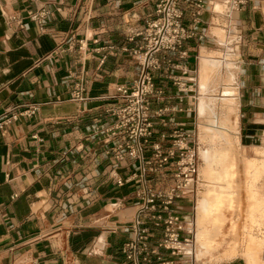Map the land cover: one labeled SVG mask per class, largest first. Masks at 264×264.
Segmentation results:
<instances>
[{
  "label": "crops",
  "instance_id": "crops-1",
  "mask_svg": "<svg viewBox=\"0 0 264 264\" xmlns=\"http://www.w3.org/2000/svg\"><path fill=\"white\" fill-rule=\"evenodd\" d=\"M157 1L0 0V264L124 261L121 247L132 237L130 225L138 204L137 183L130 177L138 163L128 155L116 159L111 148L117 139L107 140L94 129L114 121L109 109L118 99L110 96L117 85L138 75L132 50L143 40L136 33L153 16ZM222 1L208 0L193 24L189 0H182L184 24L203 37L186 41V58L172 56L179 67L154 71L155 83L163 90V100L153 99L151 105L156 140L161 132L189 121L184 114L191 110L189 100L199 99V88L203 96H217L218 77L203 91L200 66L218 51L229 54L230 48L236 57L240 137L252 141L264 134V0H246L229 20L214 12L222 11ZM42 9V19L30 18ZM237 33L240 44L230 46L228 41ZM212 41L219 47L210 48ZM174 78L187 81L180 82L185 92L172 87ZM79 83L83 99L72 95ZM209 88L214 91L207 92ZM179 94L184 96L182 103L177 101ZM159 108L167 109L166 126L154 114ZM197 110L196 104L198 115ZM152 182L167 188L168 174L162 172ZM186 204L176 199L170 211L185 231L195 225L196 240L197 203L194 222H189ZM236 225L240 230L237 218ZM185 231L182 237L188 236ZM233 233L223 253H215L218 248L198 256L196 251L198 260L222 262L229 254L236 256L240 237ZM244 254L242 249L246 264Z\"/></svg>",
  "mask_w": 264,
  "mask_h": 264
},
{
  "label": "built area",
  "instance_id": "built-area-1",
  "mask_svg": "<svg viewBox=\"0 0 264 264\" xmlns=\"http://www.w3.org/2000/svg\"><path fill=\"white\" fill-rule=\"evenodd\" d=\"M207 1L189 0L193 24L199 22ZM245 1L225 0L221 13L229 20L232 12ZM45 14L46 11L42 9L30 18L37 21ZM184 16L182 0L156 2L153 16L136 33L143 40V44L132 50L138 75L125 84L117 85L116 94L110 96L118 99L109 109L114 121L102 129H94L96 133L104 134L107 140L117 139L111 148L116 159L121 160L124 155H128L138 163L137 172L130 177L137 183L134 197L138 204L130 225L132 237L121 247L124 256L122 264L152 261L157 264H195L191 229L185 231L178 215L170 211L176 199L190 201L196 195L198 163L195 149L188 139L190 132L184 123H178L171 132H161L159 140L154 139L151 108L153 99L163 100V90L155 83L154 71L163 67H179L172 56L186 58V41L203 37L184 24ZM225 28L229 33L231 26L227 24ZM237 34L236 44L239 45L241 35ZM173 80L178 92H185L181 80ZM82 91V84H77L72 92L73 98L83 99ZM183 100L184 96L179 94L177 101L182 103ZM166 111L165 108H159L154 113L161 118L160 124L163 126H166ZM162 172L168 174L167 188H158L152 182ZM183 231L188 236L182 237Z\"/></svg>",
  "mask_w": 264,
  "mask_h": 264
},
{
  "label": "bare ground",
  "instance_id": "bare-ground-1",
  "mask_svg": "<svg viewBox=\"0 0 264 264\" xmlns=\"http://www.w3.org/2000/svg\"><path fill=\"white\" fill-rule=\"evenodd\" d=\"M222 4L224 9V2ZM223 9L214 12L221 13ZM220 36L224 37L222 34ZM237 42L238 37L228 41L230 46L238 45ZM229 52L232 53L233 48H230ZM221 56V53H216L202 61L200 66L202 86L208 87L215 73L222 68ZM206 86L202 88L205 89ZM221 101H224L228 110L225 115L216 113L212 109L210 100L205 101L201 98L199 102V115L203 116L209 126L202 125L199 129L201 131L199 141L204 143V147L200 149L202 165L199 177L203 187L197 199L196 251L198 256H206L211 251L221 248L224 238L231 232H237L235 231L237 228L236 218L239 221L242 215L239 213L236 217L235 213L242 211L240 209L243 205L245 213V223H243L245 231L243 232L246 235L244 256L247 264H264V260L261 258L264 251V235L255 233L256 229L263 226L264 221V194L259 195L260 180L264 177V148L256 149V153L260 155L259 158L244 157L243 160L239 158L236 146L229 137L230 133L228 135L231 129H236L235 122L230 116L234 109L231 100L221 99L219 102ZM194 226L190 228H192L195 238ZM225 226H227L226 230ZM234 251L235 249L232 253ZM232 256V254L228 255L230 258Z\"/></svg>",
  "mask_w": 264,
  "mask_h": 264
},
{
  "label": "rangeland",
  "instance_id": "rangeland-1",
  "mask_svg": "<svg viewBox=\"0 0 264 264\" xmlns=\"http://www.w3.org/2000/svg\"><path fill=\"white\" fill-rule=\"evenodd\" d=\"M223 11H224V9H223ZM233 17H235V16H233ZM219 22H220V20H219ZM228 35H229V33H228ZM211 43H212V45L210 48L219 47V46H217V42L212 41ZM220 49L223 50V48H221V47H220ZM239 51L241 53L240 49H239ZM217 53L222 54V56H221L222 68L220 69V71L216 72L214 75V78L216 76L218 77V84H217L218 88L217 89H218L219 93L216 94L217 96H209L208 94H207L208 96H205V95L203 96L201 88H199L198 89L200 92L199 99L196 100V98H191L189 100V104L187 105V107H191V110L184 114V117L189 120L185 124V128L188 130V132H190V137H188V139L190 140V142H192L191 146H193L195 149V157L197 158V163L199 165L198 175H197L198 180H197L196 195L190 201H187V204H186L187 206L190 207L189 213L192 216V220L189 219V222H194L195 203H197L198 194L200 193V191L202 190V187H203L201 185L202 180L200 181L199 171H200V166L202 165V161H201L202 159L200 157V149H203L204 143L202 141L201 142L199 141L200 135H201V131L199 129L201 128L202 125L209 126V123L203 119V116L199 115L198 110H197L198 115L196 113V104H197V109H198L199 102H200L201 98H203L205 101L210 100L212 102V109L216 113H220L221 115H225L228 110H227L226 106L224 105V101H221V102H219V101L221 99L222 100H224V99L225 100H228V99L231 100L230 102L232 104V108L234 109V112L232 111V113H230V116H232V120L235 122L236 129H231L228 132V135L230 133L229 137L232 140V142L234 143V145L236 146L237 154L239 155V158L241 160L245 159L244 157H246L248 159L259 158L260 155H258L256 153V149L264 147V134H260V136H257L252 141H247V140L243 139L242 137H240L239 130H238L239 119H238V113H237L238 112L237 111L238 110L237 109V101L235 99V95H236V89H235V84H234L235 76L233 73V64L235 65V67H237L236 61H235L236 59L233 60L236 57H234L233 53L227 54V53H223L221 51H218ZM214 55H216V53ZM238 75H239V72H238ZM238 75H237V82H238ZM191 76L196 77L197 73L196 74L192 73ZM213 79L210 80L208 86L213 81ZM180 82H187V81L181 79ZM199 82H200V80H199ZM175 86L177 87V85H174L172 87H175ZM205 86H202V87H205ZM193 88H194L193 94L195 97H197L198 96L197 86L194 85ZM217 89H216V91H217ZM202 90L205 91L203 88H202ZM213 91H214L213 89H210L208 92H213ZM260 181H261V183L259 184L260 192L264 193V178H262V180H260ZM241 208L242 209H240V210H242V211H239V212L241 213L240 215H242V218L239 219V223H240V226H242V227L240 230H237V232H239L241 236L237 232H235L236 237L238 239H239V237H241L239 239L240 240V242H239L240 247H239V250H238V253L236 254V256L232 257V258H228L226 261H222V262H215L214 260L211 261V260L205 259V258L200 261V260H198V258L196 256V240L194 238V252L193 253H194L195 264H221V263L245 264L244 258L242 256V249H244V251L246 249V242H245L246 235L243 232V231H245V228H243L244 227L243 223H245V217H244L245 213L243 211V205ZM227 214H229V212H227ZM237 215H239V214H237ZM190 227L191 226L189 225V228ZM226 229H227V226H225V230ZM255 233H257L258 235H260L262 233L261 235L263 236L264 235V228L256 229ZM231 238H232L231 236H227L225 238V241L223 242L222 247L215 253H217V254L223 253L225 251V249L228 248V245H229L228 243H230ZM241 239L243 242L241 241ZM261 258L264 260V253L261 254ZM246 264H247V260H246Z\"/></svg>",
  "mask_w": 264,
  "mask_h": 264
}]
</instances>
